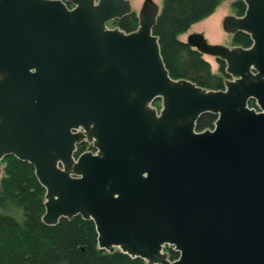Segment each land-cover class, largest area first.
Instances as JSON below:
<instances>
[{
  "label": "water",
  "instance_id": "1",
  "mask_svg": "<svg viewBox=\"0 0 264 264\" xmlns=\"http://www.w3.org/2000/svg\"><path fill=\"white\" fill-rule=\"evenodd\" d=\"M243 3L222 29L249 48L186 39L225 63L214 91L170 78L153 0L131 33L107 27L130 0H0V161L33 166L43 224L91 220L99 250L146 264H264V0ZM205 113L213 129L197 132ZM84 140L97 152L74 161Z\"/></svg>",
  "mask_w": 264,
  "mask_h": 264
},
{
  "label": "trees",
  "instance_id": "2",
  "mask_svg": "<svg viewBox=\"0 0 264 264\" xmlns=\"http://www.w3.org/2000/svg\"><path fill=\"white\" fill-rule=\"evenodd\" d=\"M223 0H164L152 30L158 38L160 54L170 78L185 79L206 90H222L226 65L217 60L219 75L211 72L208 62L179 36L210 17ZM237 15L242 16L245 4L234 3ZM125 33L138 28L137 16L132 13L112 24ZM250 36L237 33L232 46L249 48ZM154 102L159 109L160 104ZM253 101L249 105H253ZM216 116L205 113L196 122V131L211 129ZM4 177L0 181V264H146L141 258H132L119 250L108 253L98 249L97 232L93 221L80 216L60 219L54 226L43 224L45 189L26 161L13 156L4 157ZM9 208L21 212V220L4 213ZM170 258L176 254L169 250Z\"/></svg>",
  "mask_w": 264,
  "mask_h": 264
},
{
  "label": "rangeland",
  "instance_id": "3",
  "mask_svg": "<svg viewBox=\"0 0 264 264\" xmlns=\"http://www.w3.org/2000/svg\"><path fill=\"white\" fill-rule=\"evenodd\" d=\"M145 0H130L132 12L135 13V15L138 16L140 9L142 8V5ZM154 3L158 6L159 10H161L163 1L164 0H153ZM238 0H223L219 3L217 6V9L215 11V15H213L212 19H209L208 23L207 21L203 24L193 26L192 30L188 33H201L206 41H208L211 45H220L225 47H231L232 46V37L228 34H226L222 29V21L227 16H237V10L234 8V3ZM202 22V21H201ZM211 24V25H209ZM112 22L108 23V27L112 28ZM203 26V30L201 29ZM217 33L215 37H212L211 34ZM185 37L182 36L181 40H184ZM187 39V38H186ZM203 59L209 63L211 67V72L215 75H219V64L217 63V60L215 58L209 57V56H203ZM161 103V102H157ZM153 106V104H152ZM1 175H0V181L4 177L3 173V165H0ZM4 213L7 214H13L15 218L18 220H21V212L18 209L9 208Z\"/></svg>",
  "mask_w": 264,
  "mask_h": 264
},
{
  "label": "crops",
  "instance_id": "4",
  "mask_svg": "<svg viewBox=\"0 0 264 264\" xmlns=\"http://www.w3.org/2000/svg\"><path fill=\"white\" fill-rule=\"evenodd\" d=\"M216 9H217V8H216ZM215 11H216V10H215ZM213 15H215V12H214L210 17H208L207 19H205V20H203L202 22L197 23V24H195V25H193V26L195 27V26H197V25L203 24V23H205L206 21H207V23H208L209 19H212ZM193 26H192V27H193ZM192 27L190 28V30H189L186 34L179 36V40H180V41H182V42H185V41H186V37H187L188 33L192 30ZM199 30H203V26H202V28L199 29ZM215 34L218 35L217 33L214 32L213 34H211V36H212V37H215V36H216ZM182 36L185 37L184 40H181V37H182ZM205 37H206V36H205Z\"/></svg>",
  "mask_w": 264,
  "mask_h": 264
},
{
  "label": "built area",
  "instance_id": "5",
  "mask_svg": "<svg viewBox=\"0 0 264 264\" xmlns=\"http://www.w3.org/2000/svg\"><path fill=\"white\" fill-rule=\"evenodd\" d=\"M82 145H78L75 149V151L73 152V158L74 160H76L78 158V156H80L82 153H84L86 150V148H81Z\"/></svg>",
  "mask_w": 264,
  "mask_h": 264
},
{
  "label": "flooded vegetation",
  "instance_id": "6",
  "mask_svg": "<svg viewBox=\"0 0 264 264\" xmlns=\"http://www.w3.org/2000/svg\"><path fill=\"white\" fill-rule=\"evenodd\" d=\"M67 6L70 7L71 5L70 4H67ZM209 25H211V24H209Z\"/></svg>",
  "mask_w": 264,
  "mask_h": 264
}]
</instances>
